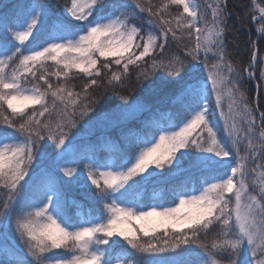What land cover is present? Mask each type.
<instances>
[{
    "label": "snow or ice",
    "instance_id": "1",
    "mask_svg": "<svg viewBox=\"0 0 264 264\" xmlns=\"http://www.w3.org/2000/svg\"><path fill=\"white\" fill-rule=\"evenodd\" d=\"M207 8L219 30L206 36L197 0L0 6V264H264V93L237 96L226 3ZM256 63L253 50L249 78ZM73 70L87 78L79 92ZM132 71L141 94L94 111L90 90L124 88ZM97 128H121L111 163L88 141Z\"/></svg>",
    "mask_w": 264,
    "mask_h": 264
},
{
    "label": "trees",
    "instance_id": "2",
    "mask_svg": "<svg viewBox=\"0 0 264 264\" xmlns=\"http://www.w3.org/2000/svg\"><path fill=\"white\" fill-rule=\"evenodd\" d=\"M221 0V3H226V8L224 9L226 14V25H225V33H224V49L226 53V59L231 61L233 68L240 73V79L237 81L239 85V91L237 96L243 95L244 99L250 104L255 103V94L257 91V86L255 85V81L252 78H249L247 72L244 71L248 68L249 63L252 60V51L256 50L257 52V63L254 68H250V71L255 73V79L257 84H260V89L262 93H264V78L262 74H264V20L260 19L261 15L258 10H256V6L264 7V0ZM17 2V0H0V6L3 5H13ZM70 2V0H52L53 4H58L63 7L66 6V3ZM145 6L148 4L159 5L164 2V0H140ZM59 9H57L58 11ZM177 9L173 6L168 9V13L171 16H175L177 13ZM261 29V34L259 30ZM178 37H181L182 44H188L191 46L194 44L195 40L191 41L187 39V37L182 33H177ZM43 37V33L40 34V38ZM31 39V38H30ZM27 43V42H26ZM170 49L165 50V55H167ZM147 59V58H146ZM159 59V57H157ZM210 63L214 61H209ZM151 64V61H148ZM46 68L51 74L56 70L55 65L49 61L46 65ZM155 71H159L158 69ZM154 78V77H153ZM106 79V77H105ZM87 78L76 70H73L70 74V78L66 81L68 87L73 90L79 92L81 91L82 85L86 82ZM51 82L55 85L57 83L55 77H52ZM60 83H65V81L61 80ZM26 86H31L28 84ZM140 87L137 85L136 81V71H132L131 76L128 80L125 81L124 88H106L99 87L90 90L89 94L92 97H100V103L94 105L93 110L97 113L105 111L108 107H114L116 104L121 103L120 95H129L132 96L140 95ZM105 97L108 99L105 100ZM49 105L52 104L51 97L48 98ZM227 103V100H225ZM260 111H264V94L261 95L260 98ZM6 109V105L4 106ZM31 109H29L30 111ZM7 113L10 114V110H7ZM147 113L141 114L137 120L129 121V123L124 126V130L127 129H135L139 128V120H143L147 117ZM257 120L259 121V117L257 116ZM82 123V122H81ZM217 128L220 127V122H215ZM83 131V129H82ZM221 133L218 132V136ZM100 138H103L101 140ZM88 141L92 146H96V156L100 160L108 161L109 163L115 161L117 159L118 152L117 150L123 145V140L121 138V128H110L103 129L97 128L95 133L91 136H88ZM86 151H91V147L86 145ZM245 153L242 151L241 156H244ZM134 161V158L132 162ZM90 161L85 160L84 164H88ZM241 163H245L241 161ZM130 165V164H129ZM128 165V166H129ZM75 167V165H73ZM251 161L245 163V167H251ZM82 168L83 165H80ZM252 177H249V191H252L251 188ZM141 197L151 196L153 195V185L149 183L147 192H141L139 194ZM234 200V197L232 198ZM167 205V204H166ZM74 212L75 210H70ZM219 231V228L213 229L208 234V238L206 242H211L213 239H217L216 233ZM9 242L16 244L17 241L12 238V235H9ZM60 252L61 250H55Z\"/></svg>",
    "mask_w": 264,
    "mask_h": 264
},
{
    "label": "rangeland",
    "instance_id": "3",
    "mask_svg": "<svg viewBox=\"0 0 264 264\" xmlns=\"http://www.w3.org/2000/svg\"><path fill=\"white\" fill-rule=\"evenodd\" d=\"M197 2H198L199 5H200L201 11H205V10H206V16H207V18H208V20H209L208 31L205 33V35L207 36L208 33H215V31H218L219 29H218L217 27H215V26L212 24L211 9H208L207 6H208L209 4H211L213 7H215V5H216L217 3L222 4V3H221V0H197ZM21 30H22V29H21ZM211 38L214 39V35H213ZM193 39H194V38H193ZM263 78H264V76H263ZM181 126H182V125H181ZM173 130L178 131L179 129L176 128V129H173ZM157 138H158V137H157ZM148 146H150V145H148ZM133 162H134V161H133ZM262 162H264V161H262ZM130 166H131V164L129 165V167H130ZM82 168H83V167H82ZM260 171H261L260 169H257V181H256L257 183H259V180H258V173H259ZM157 179H158V178H157ZM157 194H159V193H157ZM196 194H198V193H196ZM166 206H174V205H166ZM230 206H231V207H234V200H233V203H232ZM133 225L138 227V225H136L134 221H133ZM225 264H226V262H225Z\"/></svg>",
    "mask_w": 264,
    "mask_h": 264
},
{
    "label": "water",
    "instance_id": "4",
    "mask_svg": "<svg viewBox=\"0 0 264 264\" xmlns=\"http://www.w3.org/2000/svg\"><path fill=\"white\" fill-rule=\"evenodd\" d=\"M254 78V77H253Z\"/></svg>",
    "mask_w": 264,
    "mask_h": 264
}]
</instances>
